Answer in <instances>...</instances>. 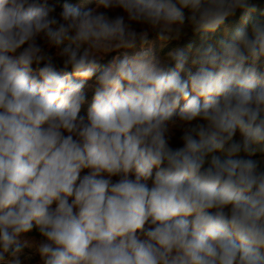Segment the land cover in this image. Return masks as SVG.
<instances>
[{"label": "clouds", "instance_id": "clouds-1", "mask_svg": "<svg viewBox=\"0 0 264 264\" xmlns=\"http://www.w3.org/2000/svg\"><path fill=\"white\" fill-rule=\"evenodd\" d=\"M262 3L0 0V264H264Z\"/></svg>", "mask_w": 264, "mask_h": 264}, {"label": "trees", "instance_id": "trees-1", "mask_svg": "<svg viewBox=\"0 0 264 264\" xmlns=\"http://www.w3.org/2000/svg\"><path fill=\"white\" fill-rule=\"evenodd\" d=\"M70 3L73 4V6L80 8L81 10L88 9V8H93L96 5L97 0H69ZM50 3H53L55 5L57 13L62 10V4L64 3V0H50ZM261 12H264V3L260 5V7L257 9L255 13L252 14V18H259L261 15ZM112 13H110L111 15ZM240 13L237 14V16L229 21L226 22L225 26L219 29L216 33H201V34H193L191 30L187 32L185 36H183L180 40H170L168 42H161L157 39V36L155 33H150L148 40H155V53L157 56L162 58V61L167 58V54L170 51L177 50V49H183L187 55L189 56V66H190V61L191 58L193 57L195 53V49L200 46L202 43L201 37L204 35H207L211 38L210 42H215L216 40L223 38L225 35V28L228 30V38H230L231 33L234 32L236 29L244 26L241 19H240ZM187 23V21H186ZM250 26V25H249ZM189 45H191V48H189ZM141 45H137L136 48L134 49H129V50H120L118 52H112L109 53L104 60L101 61V68L107 66L109 62L113 59V57H120L123 58L124 55L126 54H134ZM258 70L264 71V58L261 59V61L258 62L257 64ZM36 65H33V69L35 70ZM70 70V69H69ZM98 74V73H97ZM74 80L77 82H81L79 78L73 77ZM95 77H93L92 80H86L82 81L84 83V90L87 94V101L81 110L80 115L86 116L87 114V108L91 103V98L93 93L92 88L90 85L94 83ZM183 103V102H182ZM175 118H178L175 117ZM179 137V132H177L176 137L173 138L171 141L173 147H179L181 146V143L178 139ZM87 170H83L81 175H84ZM149 184H151V181H149ZM29 237H34L36 239H39L38 234L35 230H33L32 233L29 234Z\"/></svg>", "mask_w": 264, "mask_h": 264}, {"label": "rangeland", "instance_id": "rangeland-1", "mask_svg": "<svg viewBox=\"0 0 264 264\" xmlns=\"http://www.w3.org/2000/svg\"><path fill=\"white\" fill-rule=\"evenodd\" d=\"M151 47L152 50L154 51V54L156 55L155 53V40H148V44L144 45L143 47L141 46L134 54H126L128 57H132L134 56L137 52H140L142 50H145L147 48ZM157 56V55H156ZM157 58L161 59V57L157 56ZM113 179H116L115 177ZM25 253L28 254V255H31L32 256V259L28 262V264H38V261H39V257L38 255H35L34 253V249H30V248H26L25 250Z\"/></svg>", "mask_w": 264, "mask_h": 264}]
</instances>
